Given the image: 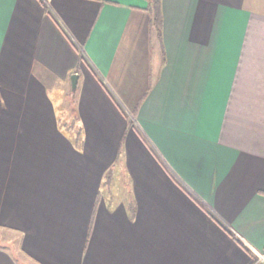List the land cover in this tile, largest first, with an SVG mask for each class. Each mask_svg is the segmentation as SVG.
<instances>
[{
    "label": "crops",
    "instance_id": "crops-1",
    "mask_svg": "<svg viewBox=\"0 0 264 264\" xmlns=\"http://www.w3.org/2000/svg\"><path fill=\"white\" fill-rule=\"evenodd\" d=\"M160 4L0 0V264H257L264 0Z\"/></svg>",
    "mask_w": 264,
    "mask_h": 264
},
{
    "label": "trees",
    "instance_id": "trees-1",
    "mask_svg": "<svg viewBox=\"0 0 264 264\" xmlns=\"http://www.w3.org/2000/svg\"><path fill=\"white\" fill-rule=\"evenodd\" d=\"M148 10L153 19V25L158 32L161 30V0H146Z\"/></svg>",
    "mask_w": 264,
    "mask_h": 264
},
{
    "label": "rangeland",
    "instance_id": "rangeland-1",
    "mask_svg": "<svg viewBox=\"0 0 264 264\" xmlns=\"http://www.w3.org/2000/svg\"><path fill=\"white\" fill-rule=\"evenodd\" d=\"M57 104H59V103L57 102ZM69 113H70V111H69ZM61 114L63 115V121H62V122L66 121V118H65V116H64V113L61 112ZM68 116L70 117V114H68ZM6 234H8V235H9V234H12L13 236L15 235L13 231H3V232L0 233V238H2L3 236L6 237V236H5ZM6 239H7V238H6ZM12 239H13V240H11V242H5V243H7V245L10 246V247H12L13 250H14V246H16V243H17L18 239H17V236L13 237ZM7 240H9V239H7ZM7 240H6V241H7ZM263 249H264V248H263ZM263 249H262V250H263Z\"/></svg>",
    "mask_w": 264,
    "mask_h": 264
},
{
    "label": "built area",
    "instance_id": "built-area-1",
    "mask_svg": "<svg viewBox=\"0 0 264 264\" xmlns=\"http://www.w3.org/2000/svg\"><path fill=\"white\" fill-rule=\"evenodd\" d=\"M256 254L257 264H264V249L261 251L253 250Z\"/></svg>",
    "mask_w": 264,
    "mask_h": 264
},
{
    "label": "water",
    "instance_id": "water-1",
    "mask_svg": "<svg viewBox=\"0 0 264 264\" xmlns=\"http://www.w3.org/2000/svg\"><path fill=\"white\" fill-rule=\"evenodd\" d=\"M77 77L78 75L76 73L71 75V90L74 91L76 84H77Z\"/></svg>",
    "mask_w": 264,
    "mask_h": 264
}]
</instances>
